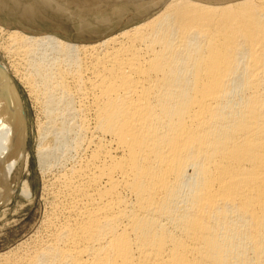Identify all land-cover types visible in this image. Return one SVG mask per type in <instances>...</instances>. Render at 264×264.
<instances>
[{
	"label": "bare ground",
	"instance_id": "bare-ground-1",
	"mask_svg": "<svg viewBox=\"0 0 264 264\" xmlns=\"http://www.w3.org/2000/svg\"><path fill=\"white\" fill-rule=\"evenodd\" d=\"M2 35L45 116L38 166L60 169L46 234L0 264H264V0H165L93 44ZM2 69L0 205L26 159Z\"/></svg>",
	"mask_w": 264,
	"mask_h": 264
},
{
	"label": "rangeland",
	"instance_id": "rangeland-1",
	"mask_svg": "<svg viewBox=\"0 0 264 264\" xmlns=\"http://www.w3.org/2000/svg\"><path fill=\"white\" fill-rule=\"evenodd\" d=\"M52 1L0 0V26L21 31L26 35L53 34L73 43L93 44L146 20L165 2V0ZM82 1L86 2L85 6ZM156 1L160 2L157 4ZM60 3L67 8L62 7L64 8L62 10ZM4 44L6 45L5 36L2 35L0 36V67L12 78L23 108L26 134H23L21 141L25 144L26 159L24 164L21 162L8 176L13 192L7 201L0 205V254L10 250L22 252L27 246H32L34 238L44 237L46 233L43 232L46 229L43 230L42 224L45 226V217L49 215L52 206L51 189H48L49 181L53 180L60 169L57 161L45 170H40L38 166L36 156L40 131L38 126L44 122L45 116L41 105L30 94L21 76L19 77L20 73L16 74L13 59L4 50ZM51 140L52 136L49 135L47 141ZM24 181L31 190L30 197L20 193ZM1 192L7 196L5 190ZM21 243L22 250L15 251L21 249Z\"/></svg>",
	"mask_w": 264,
	"mask_h": 264
}]
</instances>
